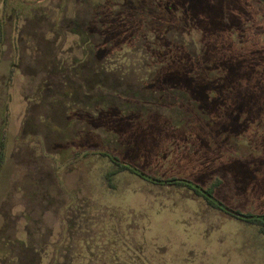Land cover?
I'll use <instances>...</instances> for the list:
<instances>
[{
	"label": "rangeland",
	"instance_id": "1",
	"mask_svg": "<svg viewBox=\"0 0 264 264\" xmlns=\"http://www.w3.org/2000/svg\"><path fill=\"white\" fill-rule=\"evenodd\" d=\"M120 1L0 0V264H264L259 225L129 174L108 191L97 156L120 152L160 179L211 189L231 211L264 215V2L125 0L159 29L181 25L185 64L171 82L185 93L160 97L133 78L124 94L107 86L106 102L138 101L169 121L149 115L143 133L141 120L129 131L117 115L116 136L73 117L96 114L71 89L83 82L72 73L86 58L80 27L96 4Z\"/></svg>",
	"mask_w": 264,
	"mask_h": 264
},
{
	"label": "trees",
	"instance_id": "2",
	"mask_svg": "<svg viewBox=\"0 0 264 264\" xmlns=\"http://www.w3.org/2000/svg\"><path fill=\"white\" fill-rule=\"evenodd\" d=\"M256 1L264 2V0ZM103 5L96 4L94 6L91 20L84 29L80 27L78 31L86 58L82 62L77 63L74 72H72L74 75L80 74V78L83 81L80 85L73 86L71 89L72 97L77 100L80 95L85 94L84 99L93 101L92 110L96 115L91 117L89 114L85 115L83 110H77L73 117L78 122L85 120L94 127L114 132L116 136L119 133L113 127L118 122L117 115L119 118H125V121L129 123V125L123 126V123L120 122V125L122 124L121 129L124 127L129 131H131L132 128L130 127H132L131 125L134 121L139 122L141 120L143 122L142 126H137L144 133V130L150 126L149 115L156 117L161 123H169L167 119L157 112L138 110L136 106L131 105L132 102L136 104L138 101L126 100V103L121 107L115 106L114 101L112 103L106 102V98L101 96L100 91L110 85L112 88H109V90L115 87L117 89L116 94H124L122 83L129 82V79L133 78L144 87L150 88L151 91L153 90L155 95L159 93L160 97L175 99L174 95L177 91L184 94L185 92H182L181 85H175L171 82L172 80L181 79L183 73L182 64H185V60L179 58L181 49L184 47L175 43L177 42V36L183 30L181 25L173 21L164 28L159 29L152 24L153 18L147 10L137 8L125 0L115 2V5H111L109 2ZM124 28L128 31L125 32ZM176 60H179V62ZM193 64L197 65L198 60L194 61ZM86 66L89 68L84 73L83 67L85 68ZM114 76L119 81H112ZM142 102L155 105V101L148 99L144 100L142 98L141 105H143ZM76 104L80 107L82 103L77 101ZM175 106H178V103ZM186 110L191 115L189 109L186 108ZM121 120L124 121V119ZM183 122L185 121L179 122V125L184 124ZM5 141V136H1L0 171L5 160ZM102 150H99L101 152L97 156L108 163L102 175V184L108 191H117L120 176L129 174L153 185L192 192L197 197L203 198L213 209L233 218L241 219L220 208L218 205L220 202L214 199L211 189H205L186 179L174 177L160 179L123 159L120 152L111 151L112 153L108 155L109 153ZM74 159L76 162L79 161L78 154L74 156ZM245 215L254 216L251 214ZM241 220L248 224L259 225V233L264 236V215L255 216L254 219L250 220ZM85 244H88V242H85ZM86 252L88 250H84V254Z\"/></svg>",
	"mask_w": 264,
	"mask_h": 264
},
{
	"label": "water",
	"instance_id": "3",
	"mask_svg": "<svg viewBox=\"0 0 264 264\" xmlns=\"http://www.w3.org/2000/svg\"><path fill=\"white\" fill-rule=\"evenodd\" d=\"M219 207L222 208L225 212H228L229 214L233 215V216H236L238 218H241V219H244V220H250V219H254L255 216H246V215H243V214H240V213H237L235 211H231L229 210L228 208H226L224 205L218 203Z\"/></svg>",
	"mask_w": 264,
	"mask_h": 264
}]
</instances>
